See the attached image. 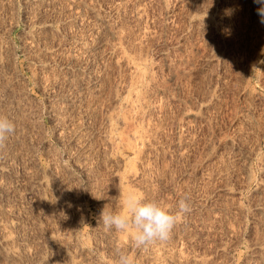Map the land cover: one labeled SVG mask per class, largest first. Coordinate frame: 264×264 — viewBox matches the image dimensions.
<instances>
[{"label":"rangeland","instance_id":"374dc122","mask_svg":"<svg viewBox=\"0 0 264 264\" xmlns=\"http://www.w3.org/2000/svg\"><path fill=\"white\" fill-rule=\"evenodd\" d=\"M39 1L0 0V264H264L260 5ZM129 192L192 210L136 249L99 220Z\"/></svg>","mask_w":264,"mask_h":264},{"label":"clouds","instance_id":"9594fccd","mask_svg":"<svg viewBox=\"0 0 264 264\" xmlns=\"http://www.w3.org/2000/svg\"><path fill=\"white\" fill-rule=\"evenodd\" d=\"M260 7L257 13L261 24H264V0H253ZM15 124L5 116H0V147L11 134L15 133ZM190 204L181 199L178 210L173 212L158 200H148L129 192L121 198V210L117 212L105 211L100 213L99 220L106 229L126 232L131 236L133 247L146 249L157 242H167L182 215L191 212ZM118 260L115 264H135L131 254L117 248Z\"/></svg>","mask_w":264,"mask_h":264},{"label":"bare ground","instance_id":"6f19581e","mask_svg":"<svg viewBox=\"0 0 264 264\" xmlns=\"http://www.w3.org/2000/svg\"><path fill=\"white\" fill-rule=\"evenodd\" d=\"M28 1H29V0H28ZM46 1H47V0H46ZM50 1H52V0H50ZM50 1L48 0V2H50ZM30 2H31V1H30ZM37 2H40V1L37 0ZM46 3H47V2H45V4H46ZM52 3H53V2H52ZM34 4H35V1H34ZM48 4H49V3H48ZM30 5H31V4H30ZM38 5H39V4H38ZM49 6H52V4H50ZM30 7H31V6H30ZM44 7H45V5H44ZM44 7H43V8H44ZM53 7H54V6H52V8H53ZM33 8H34V6H33ZM36 8H37V7H36ZM39 8H40V7H39ZM43 8H42V9H43ZM32 10H33V9H32ZM37 11H39V10H37ZM37 11H36V13H37ZM40 11H41V9H40ZM32 14H33V13H32ZM32 14H31V16H32ZM37 14H38V13H37ZM39 14H40V13H39ZM45 14H46V12H45ZM34 15H36V14H33V16H34ZM48 15H49V14H48ZM33 16H32V17H33ZM42 16H43V14H42ZM49 16H50V15H49ZM38 17H39V16H38ZM43 17H44V16H43ZM28 18H29V17H28ZM44 18H45V17H44ZM47 18H48V17H46V19H47ZM53 18H54V17H53ZM38 19H39V18H36V20H38ZM41 20H42V18L39 19L38 21H41ZM48 21H49V19H48ZM50 21H51V20H50ZM36 22H37V21H36ZM43 22H46V21H43ZM43 22H42V23H43ZM29 23H30V22H29ZM45 24H47V23H45ZM52 24H53V21H52ZM38 26H39V25H38ZM40 26H42V24H41ZM50 26H51V25H50ZM45 27H46V26H45ZM35 28H36V27H35ZM36 29H37V28H36ZM39 29H40V28H39ZM41 30H44V28L41 29ZM43 32H44V31H43ZM41 33H42V32H41ZM33 34H34V33H33ZM36 34H38V33H36ZM39 35H40V34H39ZM40 37L42 38V36H40ZM40 37H39V40H40ZM42 39H43V38H42ZM45 39H46V37H45ZM32 40H33V39H32ZM43 40H44V39H43ZM45 42H46V40H45ZM36 50H37V49H36ZM40 51H41V50H40ZM4 62H5V61H4ZM135 67H136V66H135ZM1 75H2V74H1ZM6 76H7V75H6ZM0 77H1V76H0ZM0 79H1V78H0ZM11 79H12V78H11ZM6 81H7V80H6ZM9 81H10V80H9ZM10 82H12V81H10ZM10 82H9V83H10ZM10 84L13 85V83H10ZM7 85H8V84H7ZM4 87H5V86H4ZM8 87H9V85H8ZM10 91H11V90H10ZM18 91H19V90H18ZM21 91H22V90H21ZM22 92H23V94H24V91H22ZM22 92H20L21 95H22ZM7 93H8V92H7ZM7 93H6V94H7ZM12 94H13V92H12ZM24 95H25V94H24ZM14 96L17 97V95H15V94H14ZM120 96H121V95H120ZM120 96H118V97L120 98ZM2 97H3V96H2ZM4 97H5V96H4ZM9 97H10V96H9ZM12 97H13V96H12ZM12 97H10V99H11ZM18 97H19V96H18ZM18 97H17V98H18ZM22 97H23V96H22ZM22 97H21V98H22ZM118 97H117V98H118ZM0 98H1V95H0ZM13 98H14V97H13ZM24 98H25V96H24ZM122 98H123V97H122ZM124 98H125V97H124ZM19 99H20V98H19ZM22 99H23V98H22ZM120 99H121V98H120ZM126 99H127V97H126ZM126 99H124L125 102L128 101V99H127V100H126ZM1 100H2V98H1ZM6 100H7V99H6ZM16 100H17V99H16ZM20 100H21V99H20ZM117 100H119V99H117ZM7 101H8V100H7ZM7 101H6V102H7ZM13 101L16 103L15 100H12V102H13ZM21 101H22V100H21ZM129 101H131V100H129ZM129 101H128V102H129ZM3 102H5V101L3 100ZM3 102H2V103H3ZM9 102H11V100L8 101V103H9ZM0 103H1V102H0ZM6 104H7V103H6ZM12 104H14V103H12ZM19 104H20V103H19ZM22 104H23V103H22ZM22 104H21V106H22ZM15 105H16V104H15ZM1 106H4V105H1ZM6 106H7V105H6ZM8 106H10V105H8ZM21 106L19 105V107H20L19 109H21ZM11 107H12V106H11ZM22 108H23V107H22ZM9 109H10V108H9ZM9 109H7V111H8ZM14 109H15V108H14ZM0 110H1V109H0ZM12 110H13V107H12ZM10 111H11V110H10ZM10 111H9V112H10ZM15 111H16V110H15ZM4 112H5V110H4ZM4 112H3V113H4ZM0 113H1V112H0ZM13 113H14V112H13ZM13 113L11 112L10 115H12ZM7 114H8V113H7ZM14 114H15V113H14ZM1 115H2V113H1ZM5 115H6V112H5ZM5 115H4V116H5ZM13 116H14V115H13ZM8 117H9V116H7V118H8ZM11 118H12V117H11ZM17 119H18V117L16 118V120H17ZM13 120H14V119H13ZM13 120H11V121H13ZM16 120H15V121H16ZM15 121H14V123H15ZM134 136H135V135H134ZM128 143L130 144L131 148H133V149L135 148V147H134L135 144L132 143L130 140H129ZM135 146H136V145H135ZM10 154H11V153H10ZM10 154H9V155H10ZM5 155H6V154H5ZM9 155H8V156H9ZM15 155H16V154H15ZM17 155H19V153H18ZM13 156H14V154H13ZM20 156H21V154H20ZM3 157H4V156H3ZM5 157H6V156H5ZM0 158H2V157H0ZM11 159H12V157H11ZM19 159H20V157H19ZM19 159H18V160H19ZM8 160H9V159H8ZM13 160H14V159H13ZM5 161H7V160H5ZM5 161H4V162H5ZM0 162H1V160H0ZM5 163L8 164V162H5ZM0 164H4V163L2 162V163H0ZM5 166H7V165H5ZM0 168H1V167H0ZM0 170H1V169H0ZM30 175H31V174H30ZM33 177H34V176H33ZM35 177H36V176H35ZM36 178H37V177H36ZM41 183H42V182H41ZM25 185H26V184H25ZM29 185H30V184H29ZM33 186H34V185H33ZM37 186H38V185H37ZM30 187H31V185H30ZM27 188H29V187H27ZM32 188H33V187H32ZM24 190H25V189H24ZM14 192H15V191H14ZM18 192H20V191H18ZM32 192H33V190H32ZM35 192H36V191H35ZM39 192H40V191H39ZM16 193H17V192H16ZM30 193H31V192H30ZM14 194H15V193H14ZM14 194H12V195H14ZM23 194L26 195L25 192H24ZM39 194H40V193H39ZM41 195H42V194H41ZM41 195H40V196H41ZM13 197H14V196H13ZM17 197H18V196H17ZM18 198H19V197H18ZM22 198H23V197H22ZM31 198H32V197H31ZM37 198H38V196H37ZM42 198H43V197H42ZM13 199H15V198H13ZM13 199H12L11 201H13ZM34 199H35V196H34ZM38 199H39V198H38ZM40 199H41V198H40ZM48 199H49V198H48ZM28 200H29V199H28ZM30 200H31V199H30ZM41 200H42V199H41ZM16 201H17V200H16ZM43 201H44V199H43ZM47 201H49V200H46V202H47ZM14 202H15V201H14ZM17 202H19V201H17ZM41 202H42V201H41ZM44 202H45V201H44ZM8 203H9V202H8ZM15 203H16V202H15ZM32 203H33V202H32ZM51 203H52V202H51ZM6 204H7V203H6ZM16 204H17V203H16ZM16 204H15V206H16ZM6 206H7V205H6ZM9 206H10V205H9ZM9 206H8V207H9ZM11 207H12V206H11ZM9 209H10V207H9ZM9 209L7 208V211H8ZM14 210H15V209H14ZM14 210H13V212H14ZM10 212H11V211H10ZM23 216H24V215H23ZM11 222H13V221H11ZM15 222H16V221H15ZM15 222H14V223H15ZM2 227H3V226H2ZM2 229H3V228H2ZM2 231H4V229H3ZM5 236H6V235L4 234V238H6ZM8 237H9V236H8ZM7 240H8V239H7ZM8 242H9V241H8ZM8 242L6 243V240H5V243H6V244H8ZM7 248H8V247H7ZM8 251H9V249H8ZM17 251H18V250H17ZM17 251H16V253H17ZM10 252H11V251H10ZM10 252H9V253H10ZM17 254H18V253H17ZM20 254H21V253H20ZM10 255H11V254H10ZM12 255H13V254H12ZM13 256H14V255H13ZM15 257H16V256H15Z\"/></svg>","mask_w":264,"mask_h":264}]
</instances>
